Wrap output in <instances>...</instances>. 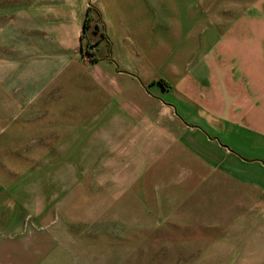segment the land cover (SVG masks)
Here are the masks:
<instances>
[{
	"label": "rangeland",
	"instance_id": "374dc122",
	"mask_svg": "<svg viewBox=\"0 0 264 264\" xmlns=\"http://www.w3.org/2000/svg\"><path fill=\"white\" fill-rule=\"evenodd\" d=\"M177 1L180 11L189 4L199 17L200 52L223 42L238 52L257 33L264 44L259 22L249 19L260 14L256 0ZM65 4L0 0V264H264V196L248 192L243 216L210 210L207 196L190 194L191 186L159 194L157 143L150 147L152 139L137 135L141 122L97 104L96 85L84 72L98 66L80 48L75 55L84 59L67 70L79 82L55 89L51 77L41 85L53 60L38 44L47 41V30L40 31L63 19ZM192 12L182 14L191 21ZM242 17L254 25L244 18L240 25ZM112 38V66L141 79L139 63ZM148 68L157 77L156 67Z\"/></svg>",
	"mask_w": 264,
	"mask_h": 264
},
{
	"label": "crops",
	"instance_id": "0c3cea01",
	"mask_svg": "<svg viewBox=\"0 0 264 264\" xmlns=\"http://www.w3.org/2000/svg\"><path fill=\"white\" fill-rule=\"evenodd\" d=\"M161 2L66 0L67 14L63 19L54 20L40 31L47 30V41L44 43L41 37L38 44L53 61L39 81L42 85L54 77L55 89L66 88L71 81L79 82L67 70L72 60L79 63L84 59L75 53L80 48L86 9L93 6L100 13L110 47L116 35V44L125 48V56L139 63L141 79L112 66L106 40L101 41L103 47L96 46L94 65L98 68L84 75L96 85L98 105L110 106L111 115L125 114L126 121L141 122L142 131L138 130L141 133L137 135L152 139L146 142L150 147L157 143L158 151L153 150V154L158 155L159 194L168 191L166 187L180 185L185 191L191 186L190 194L207 196L210 210L229 214L233 209L246 216L248 192L264 196V44L257 36L258 31L264 34V22L259 25L264 20V0L255 1L261 7L260 14L249 18L259 22L254 21L257 34L254 40L245 38L247 47L238 52H231L224 42L219 49L211 46L200 52L199 17L192 12V6L187 4L183 9L191 10L190 21L180 11L177 0H164L166 15L159 10ZM243 18L240 25L248 17ZM164 22L166 30L157 31L156 24L162 26ZM183 24L190 28L178 29ZM130 43L135 48L132 55ZM150 66L156 67L157 77H150ZM159 79L165 88L156 83ZM41 85L36 88H52ZM118 119L111 116V120ZM199 177L202 180L195 189ZM226 195L230 200L225 199Z\"/></svg>",
	"mask_w": 264,
	"mask_h": 264
},
{
	"label": "trees",
	"instance_id": "16d2710c",
	"mask_svg": "<svg viewBox=\"0 0 264 264\" xmlns=\"http://www.w3.org/2000/svg\"><path fill=\"white\" fill-rule=\"evenodd\" d=\"M85 35L88 37L87 41L85 40ZM93 39L95 40L92 42ZM103 40L107 41V48L110 50V43L105 35L100 13L96 8L89 5L86 9V14L82 25V32L80 35V51H83V54L87 58L95 62L96 60L93 58L96 55V46ZM156 83L162 88H165V83L162 80L159 79L156 81Z\"/></svg>",
	"mask_w": 264,
	"mask_h": 264
},
{
	"label": "built area",
	"instance_id": "2783aa9c",
	"mask_svg": "<svg viewBox=\"0 0 264 264\" xmlns=\"http://www.w3.org/2000/svg\"><path fill=\"white\" fill-rule=\"evenodd\" d=\"M93 50V49H92Z\"/></svg>",
	"mask_w": 264,
	"mask_h": 264
}]
</instances>
